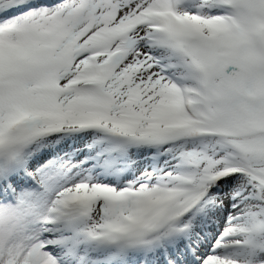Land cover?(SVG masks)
Wrapping results in <instances>:
<instances>
[{
    "label": "snow or ice",
    "instance_id": "6c2138e0",
    "mask_svg": "<svg viewBox=\"0 0 264 264\" xmlns=\"http://www.w3.org/2000/svg\"><path fill=\"white\" fill-rule=\"evenodd\" d=\"M0 264H264V0H0Z\"/></svg>",
    "mask_w": 264,
    "mask_h": 264
}]
</instances>
